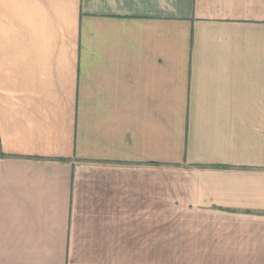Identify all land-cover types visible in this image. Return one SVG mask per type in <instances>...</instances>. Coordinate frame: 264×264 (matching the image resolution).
Returning a JSON list of instances; mask_svg holds the SVG:
<instances>
[{
    "label": "crops",
    "instance_id": "crops-1",
    "mask_svg": "<svg viewBox=\"0 0 264 264\" xmlns=\"http://www.w3.org/2000/svg\"><path fill=\"white\" fill-rule=\"evenodd\" d=\"M0 264H264V0H0Z\"/></svg>",
    "mask_w": 264,
    "mask_h": 264
}]
</instances>
